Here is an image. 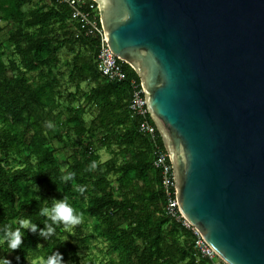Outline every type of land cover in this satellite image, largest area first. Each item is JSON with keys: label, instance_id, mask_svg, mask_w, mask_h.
<instances>
[{"label": "trees", "instance_id": "obj_1", "mask_svg": "<svg viewBox=\"0 0 264 264\" xmlns=\"http://www.w3.org/2000/svg\"><path fill=\"white\" fill-rule=\"evenodd\" d=\"M7 28L9 49L0 44V237L5 227L19 228L21 244L11 250L0 240V260L80 264V240L115 254L99 264H208L192 233L164 213L152 144L128 110L135 73L123 64L126 82L101 77L98 40L56 0H0V34ZM61 50L72 56L66 73ZM65 200L77 223L42 214ZM22 218L35 230L21 226ZM47 227L53 232L42 234Z\"/></svg>", "mask_w": 264, "mask_h": 264}, {"label": "water", "instance_id": "obj_2", "mask_svg": "<svg viewBox=\"0 0 264 264\" xmlns=\"http://www.w3.org/2000/svg\"><path fill=\"white\" fill-rule=\"evenodd\" d=\"M138 77L178 209L226 264H264V0H92Z\"/></svg>", "mask_w": 264, "mask_h": 264}, {"label": "built area", "instance_id": "obj_3", "mask_svg": "<svg viewBox=\"0 0 264 264\" xmlns=\"http://www.w3.org/2000/svg\"><path fill=\"white\" fill-rule=\"evenodd\" d=\"M59 4L68 6L71 18L86 36H92L97 43V71L109 82H126L127 74L123 64L110 51L100 23L98 7L92 0H56ZM131 96L128 110L131 118L138 120V132L147 138L153 147V167L160 173V189L164 199V213L172 221L180 224L194 236V250L208 264H226L204 242L201 236L184 219L178 209L175 183L168 155L160 144V136L156 126L151 121L146 107V100L139 80H129Z\"/></svg>", "mask_w": 264, "mask_h": 264}, {"label": "clouds", "instance_id": "obj_4", "mask_svg": "<svg viewBox=\"0 0 264 264\" xmlns=\"http://www.w3.org/2000/svg\"><path fill=\"white\" fill-rule=\"evenodd\" d=\"M51 126V125H49ZM93 167L95 165L93 164ZM70 177H61V180L69 179ZM77 190L81 193L84 192L85 188L83 186H77ZM42 214H47L53 221H65L67 223H77L79 221V216L73 215V208L68 205L65 201L55 202L52 207H44L42 209ZM18 223L23 227H31L35 230L36 225L31 224L29 218H22L18 220ZM5 235L0 237V240L6 243L7 247L11 250L17 249L21 244V231L16 229L15 231L9 232L7 227H5ZM53 232L52 227H47L46 230H42V234L47 235ZM58 257H50L46 261L43 259L40 264H58ZM0 264H10L8 260H0Z\"/></svg>", "mask_w": 264, "mask_h": 264}, {"label": "rangeland", "instance_id": "obj_5", "mask_svg": "<svg viewBox=\"0 0 264 264\" xmlns=\"http://www.w3.org/2000/svg\"><path fill=\"white\" fill-rule=\"evenodd\" d=\"M8 31L9 28L5 29L0 34V44L4 45L5 49H9V46L6 42ZM59 58H61V62H62L60 70L66 73L69 67L65 66L64 62L69 61L70 58H72V56L70 54H67L64 50H61L59 54ZM82 87L86 90L85 86ZM100 156L102 161H106L109 158V156L105 151H101ZM74 243H76V245L80 247L79 249L80 264H99L101 262H106L110 257H115L114 253L108 255L107 249L103 244H97L92 242H89L88 244H82L80 240H76L74 241ZM1 254L2 252H0V258H2ZM28 264H30V262Z\"/></svg>", "mask_w": 264, "mask_h": 264}]
</instances>
